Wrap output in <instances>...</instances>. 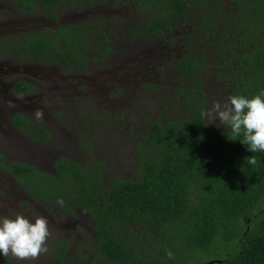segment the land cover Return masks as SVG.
Instances as JSON below:
<instances>
[{"label": "flooded vegetation", "instance_id": "af4514ba", "mask_svg": "<svg viewBox=\"0 0 264 264\" xmlns=\"http://www.w3.org/2000/svg\"><path fill=\"white\" fill-rule=\"evenodd\" d=\"M45 2L0 0V215L19 213L29 219L42 216L48 220L51 234L47 253L37 259L18 261L9 255L0 257V262L119 264L107 250L109 239L100 233V226L88 211L66 203V198L51 200L56 191L65 197L68 190V178L58 173V165L65 162L86 169L88 175H93L90 181L96 186L90 189L96 195L117 181H133L139 166L138 148L151 124L185 121L192 116L197 101L201 102L205 121L214 118L216 109L209 117L214 108L211 101L217 100L223 110L227 104L224 99L233 96L225 80L229 71L218 66L212 73L207 52L214 50L213 40L198 25L197 11L191 17L195 25L188 17V25L162 36L152 34L155 40L148 42L149 32H144L148 16L138 14L132 4L116 0H54L51 5ZM229 5L225 1V10ZM187 6H196L195 0ZM137 28L141 31L135 37ZM78 33L82 35L81 49L73 50L79 54L72 57L67 53L65 61L52 59L59 57L57 46L65 50L64 39ZM29 38L47 40L44 44L49 60H33L25 55ZM135 39L139 42L135 43ZM130 42L133 47H129ZM202 55L207 60L203 64L207 70L186 77L179 74L180 61L196 60ZM192 75L196 76L194 81ZM206 77L208 80H204ZM168 79L176 86L166 96ZM160 99L174 106L181 101L180 115L169 116L168 113H178L166 102L159 103L151 118L133 110V103L142 102V106L150 102L149 110L153 111L151 104ZM95 105L100 106L99 111L91 113L89 108ZM134 121L147 123L135 137ZM114 125H125L124 135L132 144L125 152L114 150L116 139L124 138L115 136ZM124 165L129 169L127 173L123 172ZM16 167L26 171L19 172ZM36 173L54 183L48 199L37 196ZM105 228L115 243L125 242L128 232L136 229L131 224ZM147 238L144 235L143 241ZM138 248L141 256L147 253L146 258L150 257L152 249L142 245Z\"/></svg>", "mask_w": 264, "mask_h": 264}, {"label": "trees", "instance_id": "16d2710c", "mask_svg": "<svg viewBox=\"0 0 264 264\" xmlns=\"http://www.w3.org/2000/svg\"><path fill=\"white\" fill-rule=\"evenodd\" d=\"M116 1L132 4L138 14L148 16L144 31L149 32L148 42L188 25L185 21L197 11L198 25L210 33L207 37L213 40L219 66L229 71L225 80L233 95L251 98L264 91V0H225L228 11L224 0H195L192 8L187 5L194 0ZM139 31L135 29L134 36ZM79 37L78 33L64 39L65 50L57 46L59 57L52 59L65 61L67 53L76 57L79 51L73 49H81ZM29 39L25 55L49 60L47 40ZM201 57L180 61L179 74L186 77L207 70L203 65L207 60ZM242 139L225 125H209L197 101L185 121L151 124L138 148L133 181H117L96 195L90 189L96 186L90 181L93 175L62 162L57 171L68 178V190L65 197L56 191L51 200L66 198V203L88 211L109 239L107 250L119 264H264V153L247 151L237 141ZM252 156L255 164L250 162ZM36 177L37 196L48 199L53 181L41 173ZM129 224L136 229L128 232L125 242L115 243L105 228ZM144 235L148 238L143 241ZM140 245L152 249L149 258L139 254Z\"/></svg>", "mask_w": 264, "mask_h": 264}, {"label": "clouds", "instance_id": "9594fccd", "mask_svg": "<svg viewBox=\"0 0 264 264\" xmlns=\"http://www.w3.org/2000/svg\"><path fill=\"white\" fill-rule=\"evenodd\" d=\"M221 121L251 153H264V91L248 98L229 97L227 104L216 105ZM250 162L256 163L252 156ZM49 222L42 216L33 219L19 214L0 215V257L11 255L18 261H31L48 251Z\"/></svg>", "mask_w": 264, "mask_h": 264}, {"label": "rangeland", "instance_id": "374dc122", "mask_svg": "<svg viewBox=\"0 0 264 264\" xmlns=\"http://www.w3.org/2000/svg\"><path fill=\"white\" fill-rule=\"evenodd\" d=\"M125 37H127V35H125ZM133 42V41H132ZM136 42H139V41H135V43ZM133 47L134 45H133V43H131L130 42V46L129 47ZM122 48V47H121ZM208 53V61H209V63L211 64V70H212V73L213 74H215L216 73V70H217V67L219 66V64H220V62H219V57L216 55V53H215V51L214 50H210V51H208L207 52ZM212 66H213V68H212ZM221 67V66H220ZM222 70L223 71H226V69H224V68H222ZM170 72V71H169ZM218 73H220V74H222V75H225V73L224 72H220V71H218ZM172 74H170V76H171ZM204 80H208V78L206 77V78H204ZM210 81L212 80L211 78L209 79ZM168 81H169V83L166 85V87H167V89H168V91H167V93H166V96H169L170 95V92H171V90L172 89H174L175 88V86H176V83H174L171 79H168ZM190 88H192V87H190ZM208 91H210L211 89H212V85L209 83V85H208ZM225 101H228V99L226 98V99H224ZM160 102H166L169 106H171V107H173L174 106V103L173 102H171V101H168L167 99H160L159 100V102L158 103H156L155 101L153 102V104H151V108H153V111H151V110H149V103L147 102V103H144V104H142V106H140V104L142 103H133L134 104V106H133V110L134 111H138L139 113H140V115L142 114L144 117H149V118H151L152 116H153V113L152 112H155V111H157L158 109H159V103ZM217 103V100H215V102H214V100H212L211 101V103H210V105L212 106V107H214L213 109H211L210 111H211V114H210V116L209 117H211L212 116V114H213V112L215 111V109H216V104ZM90 105V104H89ZM183 106L181 105V101L176 105V106H174L173 107V109L178 113L177 115L176 114H174V113H168V115L169 116H171V117H176V116H179L180 115V108H182ZM99 108H100V106H96L95 105V107L94 106H92V108L90 107L89 108V110H91V113L93 112V113H96V112H98L99 111ZM141 115V116H142ZM162 116L160 115V116H158V118H161ZM167 119L166 120H169L170 118L169 117H166ZM207 123L209 124V125H219V126H221V124H222V122L221 121H219V119H218V115H216L214 118H209L208 120H207ZM132 125H134V127L132 128L133 129V135H134V137H135V135L138 133V131L139 132H142V129L145 127V125H147V123H138V124H136L135 123V121L133 122V124ZM124 128H125V125H121V126H117V125H114L113 126V129H114V132H115V136H117V137H124V138H117L116 139V141L114 142V144H113V146H115L114 147V150L116 151V150H122L123 152H125V150H128V148H130L131 146H132V144H130V143H128V141H127V138H126V136L124 135ZM107 137H109L108 135H106ZM132 143V142H131ZM130 144V145H129ZM120 147V149H118ZM135 158V157H134ZM134 164H135V162H134ZM136 165V164H135ZM134 165V166H135ZM127 167V165H124L123 166V172L124 173H127L128 171H129V169L128 168H126Z\"/></svg>", "mask_w": 264, "mask_h": 264}]
</instances>
